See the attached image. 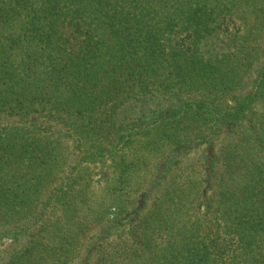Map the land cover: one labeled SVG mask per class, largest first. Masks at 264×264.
I'll return each instance as SVG.
<instances>
[{
    "label": "trees",
    "instance_id": "1",
    "mask_svg": "<svg viewBox=\"0 0 264 264\" xmlns=\"http://www.w3.org/2000/svg\"><path fill=\"white\" fill-rule=\"evenodd\" d=\"M0 264H264V0H0Z\"/></svg>",
    "mask_w": 264,
    "mask_h": 264
}]
</instances>
